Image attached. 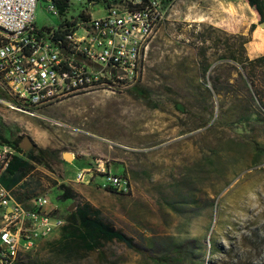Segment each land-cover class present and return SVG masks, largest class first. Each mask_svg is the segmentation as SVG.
Returning <instances> with one entry per match:
<instances>
[{
  "label": "rangeland",
  "instance_id": "obj_1",
  "mask_svg": "<svg viewBox=\"0 0 264 264\" xmlns=\"http://www.w3.org/2000/svg\"><path fill=\"white\" fill-rule=\"evenodd\" d=\"M161 2L165 23L151 40L139 84L120 94L67 99L41 110L42 118L0 108V135L28 137L55 159L51 168H33L25 177L21 187L28 191L18 201L28 206L44 196L65 223L16 264H154L118 242L105 245L101 255L64 251L72 237L66 221L70 206L74 210L84 203L150 255L164 256L180 244L191 252L186 264H264V115L234 81L235 71L218 67L222 43L212 45L213 40L243 36L249 39L246 55L257 58L264 55L254 51L264 28L243 0ZM47 6H37L38 29L56 27L62 19ZM81 10L71 5L64 19L77 17ZM101 14L94 10V17ZM202 32L212 65L207 74L195 53ZM231 65L241 73L240 66ZM215 79L218 95L209 85ZM256 84L264 91L262 79ZM133 88L144 90L146 98ZM248 115H253L248 117L251 123L244 127L240 121ZM64 153L73 156L72 167L90 166L55 168L57 163L69 164ZM102 161L106 170L129 179L128 195L107 191L100 175L88 184L75 181L78 170ZM59 184L72 189L76 199L62 201Z\"/></svg>",
  "mask_w": 264,
  "mask_h": 264
},
{
  "label": "built area",
  "instance_id": "obj_2",
  "mask_svg": "<svg viewBox=\"0 0 264 264\" xmlns=\"http://www.w3.org/2000/svg\"><path fill=\"white\" fill-rule=\"evenodd\" d=\"M40 3L62 18L58 26H35ZM71 5L82 10L64 19ZM165 19L161 0H0V108L42 118L41 110L67 99L128 90L144 79L151 40ZM20 155L0 146V264L18 263L65 225L48 198L26 206L1 183L9 159ZM98 175L107 191L131 192L129 179L106 170L104 161L78 170L75 181L88 184Z\"/></svg>",
  "mask_w": 264,
  "mask_h": 264
},
{
  "label": "trees",
  "instance_id": "obj_3",
  "mask_svg": "<svg viewBox=\"0 0 264 264\" xmlns=\"http://www.w3.org/2000/svg\"><path fill=\"white\" fill-rule=\"evenodd\" d=\"M255 15L257 24L260 25L264 23V0H243ZM59 14L62 16L64 13V6L59 5ZM63 25H61L62 27ZM255 27L252 26L250 32L254 31ZM201 46H195V53L197 58H199V67L207 74L212 67L208 59V48L205 46L207 43L206 33L202 32L198 36ZM223 45L224 54L218 57L217 61L220 63L218 67H230L236 73V78L234 81L238 82L244 95L253 103L255 100L252 91L257 98L260 106L258 105L259 115H264V91L262 87L258 86L256 82L259 79L263 80L264 83V55L257 58H249L246 55L245 45L249 43V39L239 35H232L230 40L220 42L213 40L212 45L217 47L219 44ZM194 47V46H193ZM233 64H237L243 70L247 77V81L243 78L242 74L237 72ZM214 83L209 84L213 94H220V89L217 87L218 79L213 80ZM248 84L250 87H248ZM252 89V91L250 90ZM134 93L142 98H146V93L142 89L133 88ZM209 93V90H208ZM253 115H248L241 118V125L244 127L250 125V120L248 117ZM264 120V116H263ZM23 137H18L15 139H8L0 135V144H7L13 146L22 157L12 156L9 159L5 173L1 176V183L7 189H11L14 185L21 182L25 177L33 170L30 168V163H35L37 165H45L51 168L50 160L52 159L49 152L38 148L33 142V149L29 152H24L20 149L19 144ZM252 149L258 156H261L258 144L255 141L249 142ZM58 188L62 191L61 199L62 201H74L77 194L73 192L72 189L67 187L65 184H59ZM19 200V199H18ZM66 221L68 222L69 229L71 230V239L66 242L63 246L64 251H68L69 254L73 252H85L94 253L98 252L105 245L113 242H118L124 245L127 249L133 250L136 253L149 258L154 264H186L191 258V252H189L185 247L180 244H173L170 251L161 257H156L149 254V250H141L134 247L132 240L129 239L123 233L115 230L110 224L106 223L99 216V213L94 210L89 204H76L74 210L69 211L66 216ZM64 227V226H63ZM62 229V228H61ZM65 247V248H64ZM104 259L103 256H100ZM105 264H111L105 262Z\"/></svg>",
  "mask_w": 264,
  "mask_h": 264
},
{
  "label": "crops",
  "instance_id": "obj_4",
  "mask_svg": "<svg viewBox=\"0 0 264 264\" xmlns=\"http://www.w3.org/2000/svg\"><path fill=\"white\" fill-rule=\"evenodd\" d=\"M37 145V144H36ZM37 147L38 148H41L39 145H37ZM41 149H43V148H41ZM43 150H45V149H43ZM45 151H47V150H45ZM47 152H49V151H47ZM50 153V155H51V157L54 159V156L51 154V152H49ZM19 157H22V158H24L23 157V155H20ZM54 161H55V159H54ZM71 163V162H70ZM68 164V165H64V164H60V163H57V165H55L54 167L55 168H87L86 166H90L88 163L89 162H85L87 165L86 166H84V165H82V164H78V165H75V167H72V165L71 164ZM30 168H45L43 165H37V164H35V163H30ZM24 180V179H23ZM23 180L21 181V182H19L18 184H16V185H14L10 190H15V191H17V199H19L20 198V195H23L25 192H27L28 190L26 189V188H22L21 186H22V182H23ZM0 227H1V219H0Z\"/></svg>",
  "mask_w": 264,
  "mask_h": 264
},
{
  "label": "water",
  "instance_id": "obj_5",
  "mask_svg": "<svg viewBox=\"0 0 264 264\" xmlns=\"http://www.w3.org/2000/svg\"><path fill=\"white\" fill-rule=\"evenodd\" d=\"M259 26H260V28H264V23L260 24ZM240 72H241L243 78L247 81V77H246V75L244 74V72H243V70H242L241 68H240ZM250 90L252 91L251 88H250ZM252 94H253V96H254V98H255L257 104L260 106V104H259L257 98L255 97L253 91H252ZM103 141H105V140H103ZM108 143H109V144H112V143H110V142H108ZM19 147H20V149H21L22 151H24V152H29V151L33 148V141H32L30 138L25 137V138H23V139L21 140V142H20V144H19ZM63 160H65L66 162L70 163V162L73 160V156H72L70 153H64V154H63ZM73 207H74V205L72 204V205L70 206V211H72V208H73Z\"/></svg>",
  "mask_w": 264,
  "mask_h": 264
},
{
  "label": "bare ground",
  "instance_id": "obj_6",
  "mask_svg": "<svg viewBox=\"0 0 264 264\" xmlns=\"http://www.w3.org/2000/svg\"><path fill=\"white\" fill-rule=\"evenodd\" d=\"M255 45H256V48L254 51L256 53L264 51V38L262 36L258 35L256 37V44Z\"/></svg>",
  "mask_w": 264,
  "mask_h": 264
},
{
  "label": "flooded vegetation",
  "instance_id": "obj_7",
  "mask_svg": "<svg viewBox=\"0 0 264 264\" xmlns=\"http://www.w3.org/2000/svg\"><path fill=\"white\" fill-rule=\"evenodd\" d=\"M32 149H33V148H32ZM32 149H31V150H32Z\"/></svg>",
  "mask_w": 264,
  "mask_h": 264
}]
</instances>
